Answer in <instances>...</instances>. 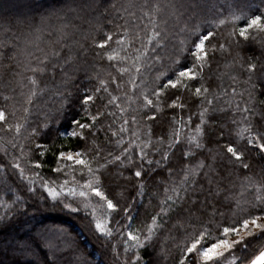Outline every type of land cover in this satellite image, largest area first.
<instances>
[{"label":"snow or ice","instance_id":"1","mask_svg":"<svg viewBox=\"0 0 264 264\" xmlns=\"http://www.w3.org/2000/svg\"><path fill=\"white\" fill-rule=\"evenodd\" d=\"M165 114L168 132L154 140L153 122ZM53 125L78 141L56 146L55 179L40 171L51 148L38 139ZM0 154L9 158L0 172L10 167L36 200L83 212L116 264H264V9L59 0L38 19L0 24ZM160 170L163 197L137 224L145 177ZM131 180L129 199L118 190ZM25 203L0 200V221ZM39 236L12 249L15 264H69Z\"/></svg>","mask_w":264,"mask_h":264},{"label":"trees","instance_id":"2","mask_svg":"<svg viewBox=\"0 0 264 264\" xmlns=\"http://www.w3.org/2000/svg\"><path fill=\"white\" fill-rule=\"evenodd\" d=\"M209 3H216L224 15H227L229 7H246L251 5L253 9H264V3L261 0H208ZM59 0H0V24H7L8 22H15L17 19L25 16H35L37 19L41 14L58 6ZM31 11V12H29ZM211 87L216 86V81L209 82ZM191 110H195L192 108ZM187 115V111L184 113ZM221 117L217 114L216 119ZM34 120L39 121L38 117H33ZM68 119H71L69 114ZM195 122V121H194ZM68 128V120H65L60 126L59 130L64 131ZM169 129V115L165 114L157 122H153V139L160 135H166ZM46 133V134H45ZM39 142L49 144L51 150L47 152L43 158L45 167L40 171L45 177L57 178V174L53 173L51 169L55 167V157L53 152L57 151L60 144H68L75 147L78 143L76 140L65 141L57 135L56 126L53 125V130H44ZM100 142L104 141L103 134L99 137ZM211 146V145H209ZM9 158L3 157L0 154V160L7 163ZM255 163L259 164V161ZM171 166L179 168L182 166L180 153L177 152L171 159ZM127 175V173H126ZM64 177H60L63 179ZM146 193L147 195L137 200V212L139 213V220H148L149 217L157 210L156 205L159 198L163 197L164 182H167L165 170L158 171L152 177H145ZM135 180L127 181L122 189L125 197L129 199L136 194ZM126 188V191L124 190ZM42 192L38 189L37 194ZM152 196V202L149 204V196ZM17 195L22 196L26 203L23 208L19 205L14 209L15 214L9 213L6 220L0 221V264H15V255L12 251L17 244L28 238L36 240L40 239L39 234L43 233L53 244L60 246L64 251L62 256L69 262L75 264L77 256L86 257L91 264H116L115 258L111 251L103 246V238L97 239L93 232L86 227L87 221L82 220L83 212L70 213L67 210H52L48 204L35 199V196L27 192V182L21 181L18 174L8 167L4 172H0V200L11 203ZM46 195V193L44 194ZM6 209L0 208V215L5 213ZM56 230L58 236L52 238L51 232ZM61 230H64L61 232ZM168 235L167 230L161 234V241ZM74 241L71 247H65ZM115 243V241H113ZM164 247L171 251V255L177 256L179 253L172 241L164 243ZM78 249V251H76ZM159 251V248L157 249ZM162 264H172V260L168 259Z\"/></svg>","mask_w":264,"mask_h":264},{"label":"rangeland","instance_id":"3","mask_svg":"<svg viewBox=\"0 0 264 264\" xmlns=\"http://www.w3.org/2000/svg\"><path fill=\"white\" fill-rule=\"evenodd\" d=\"M29 12H31V11H29ZM57 234H58V232L56 230H54L53 232H51V235L53 236L52 238L57 237L58 236Z\"/></svg>","mask_w":264,"mask_h":264}]
</instances>
